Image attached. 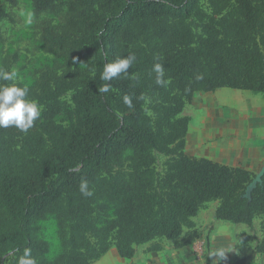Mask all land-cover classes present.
<instances>
[{
    "label": "trees",
    "instance_id": "1",
    "mask_svg": "<svg viewBox=\"0 0 264 264\" xmlns=\"http://www.w3.org/2000/svg\"><path fill=\"white\" fill-rule=\"evenodd\" d=\"M17 3L0 0V27L13 20L6 4ZM33 5L37 15L61 16L59 25H43L42 40L64 60L33 86L18 84L42 107L34 126L26 133L0 128V257L12 252L9 264H17L28 248L37 264H93L112 247L132 258L140 245L163 249L159 238L186 246L201 236L194 217L214 200L220 220L252 226L264 216V174L248 193L255 172L189 155L191 118L182 115L200 91L264 94V0ZM128 54L136 57L128 73L100 79L106 64ZM156 63L166 85L155 82ZM105 83L111 90L100 93ZM70 91L73 105L62 100ZM61 114L67 124L58 121ZM156 152L170 156L163 172ZM82 180L92 196L79 191ZM49 215L58 220L63 246L53 259L36 225ZM185 228L192 230L186 239ZM254 250L264 253V235Z\"/></svg>",
    "mask_w": 264,
    "mask_h": 264
},
{
    "label": "crops",
    "instance_id": "2",
    "mask_svg": "<svg viewBox=\"0 0 264 264\" xmlns=\"http://www.w3.org/2000/svg\"><path fill=\"white\" fill-rule=\"evenodd\" d=\"M199 95L208 100L196 101L200 111L197 116L192 115L197 111L188 112L187 106L182 112L191 118L186 152L259 173L264 167V94L221 87L212 92H197L194 98ZM223 222H197L202 231L198 240L205 242V254L200 261L195 253L196 241L149 252L140 251L138 246L132 258L121 257L112 247L93 264H264V253L255 250L237 256L239 236L223 230ZM218 249L225 250V257L220 261L210 255Z\"/></svg>",
    "mask_w": 264,
    "mask_h": 264
},
{
    "label": "rangeland",
    "instance_id": "3",
    "mask_svg": "<svg viewBox=\"0 0 264 264\" xmlns=\"http://www.w3.org/2000/svg\"><path fill=\"white\" fill-rule=\"evenodd\" d=\"M6 7L12 14L13 20L6 19L1 23L0 70L11 71L15 68L18 70L19 77L16 83L24 86H33L42 71L48 68L59 69L62 65L64 59L56 55L55 52L49 50L42 40L43 25L46 23L59 25L62 22V18L60 15L54 13L37 15L34 10L33 0H18L17 5L11 6L6 4ZM29 14H31V23H27ZM78 66L86 72H91L92 70L88 69L85 64H78ZM71 95L72 92L70 91L62 100L67 104L73 105ZM202 98L203 97L200 95L197 96V98L193 97V99L186 104L188 112L192 113L193 110H199V108H197L199 106L195 103L197 100L205 101L207 99ZM199 112L200 111L194 112L192 115L196 117ZM57 119L64 124L69 122L65 114L59 115ZM156 156V167L160 172H163L165 163L170 156L157 152ZM257 174L258 172H256V176ZM254 185L255 182L250 183L248 186V193L253 189ZM218 205L219 201L214 200L202 208L197 216H195L196 224L197 222L200 223L206 220L212 222L219 221L220 219L216 217V208ZM263 223L264 216L257 217L252 226L247 224H235L232 222L229 223V221L223 222V230L239 236V245L237 249L238 257L254 250L255 246L262 240L264 235L262 228ZM36 225L39 226V237L49 242L50 251L48 253V258L53 259L63 250L58 220L54 215H49L45 219L38 220ZM196 229L202 233L198 226ZM191 231V229L185 228L182 237L186 239ZM156 241L162 243L165 247H176L178 243L175 240H168L165 238H159ZM151 245V243H147L143 246H139V249L143 252H149ZM111 254L114 253L111 252ZM11 256L12 252H8L1 256L0 264H9Z\"/></svg>",
    "mask_w": 264,
    "mask_h": 264
},
{
    "label": "clouds",
    "instance_id": "4",
    "mask_svg": "<svg viewBox=\"0 0 264 264\" xmlns=\"http://www.w3.org/2000/svg\"><path fill=\"white\" fill-rule=\"evenodd\" d=\"M31 14L27 23H31ZM136 57L128 54L126 57L119 58L112 63L104 66L100 74L102 81H111L120 74L128 73V69L132 66ZM156 73V84L166 85L168 81L164 79V67L160 63H156L153 67ZM198 80L202 76L196 77ZM19 79L18 70L13 68L11 71L0 70V80L11 81L10 84H0V128H8L14 126L22 132H27L34 126V122L41 116L42 107L36 100L28 99V88L19 86L16 81ZM111 90V84H103L98 91L100 93H108ZM124 103L129 107L132 106L131 97L125 95ZM79 191L84 196H92L93 192L89 189L88 181L82 180L79 185ZM210 255L215 256L217 261L225 257V250L218 249ZM17 264H37L32 257L31 250L25 248L23 255L19 257Z\"/></svg>",
    "mask_w": 264,
    "mask_h": 264
},
{
    "label": "built area",
    "instance_id": "5",
    "mask_svg": "<svg viewBox=\"0 0 264 264\" xmlns=\"http://www.w3.org/2000/svg\"><path fill=\"white\" fill-rule=\"evenodd\" d=\"M196 241H197V243L195 246V253H196L197 260L200 261V259L205 254V242L202 240H196Z\"/></svg>",
    "mask_w": 264,
    "mask_h": 264
},
{
    "label": "water",
    "instance_id": "6",
    "mask_svg": "<svg viewBox=\"0 0 264 264\" xmlns=\"http://www.w3.org/2000/svg\"><path fill=\"white\" fill-rule=\"evenodd\" d=\"M263 174H264V167H263L262 170L257 174L255 180L253 181V182H255L254 187L256 186L257 182L261 181ZM253 182H252V183H253ZM254 187H253V188H254Z\"/></svg>",
    "mask_w": 264,
    "mask_h": 264
},
{
    "label": "bare ground",
    "instance_id": "7",
    "mask_svg": "<svg viewBox=\"0 0 264 264\" xmlns=\"http://www.w3.org/2000/svg\"><path fill=\"white\" fill-rule=\"evenodd\" d=\"M248 123V122H247Z\"/></svg>",
    "mask_w": 264,
    "mask_h": 264
}]
</instances>
